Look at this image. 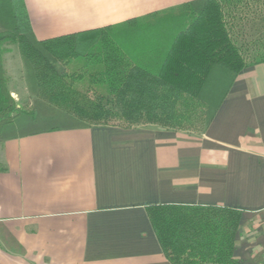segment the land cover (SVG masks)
<instances>
[{"label":"crops","instance_id":"obj_1","mask_svg":"<svg viewBox=\"0 0 264 264\" xmlns=\"http://www.w3.org/2000/svg\"><path fill=\"white\" fill-rule=\"evenodd\" d=\"M193 1L21 4L39 41L103 29L131 35L129 53L142 64L163 54L172 34L138 30ZM209 78V99L225 93L211 99L214 116L200 133L147 123L0 136V264H171L147 210L157 205L240 211L234 257L264 264V63L235 78L215 68Z\"/></svg>","mask_w":264,"mask_h":264},{"label":"trees","instance_id":"obj_2","mask_svg":"<svg viewBox=\"0 0 264 264\" xmlns=\"http://www.w3.org/2000/svg\"><path fill=\"white\" fill-rule=\"evenodd\" d=\"M250 1L254 0H196L170 10L163 16L174 28L172 39L163 54L151 53L152 58L140 64L121 48L120 38L108 36L104 29L39 41L21 0H0V17L5 16L11 26L0 32V136L105 126L112 117L130 120L144 113L149 123L188 130L198 111L207 109L206 102L214 99H209L204 88L215 68L235 78L241 70L264 63V44L247 63L231 36L234 12ZM173 13L177 15L169 17ZM96 36L100 38L89 52L78 54L79 42ZM8 43L18 46L34 83L31 91L37 102L33 109L19 107L7 89L3 57L10 51ZM71 64H75L72 71ZM84 76L92 79L81 89L76 84ZM224 93L215 97L220 99ZM213 116L214 108L206 126ZM20 118L25 119L23 129L8 133ZM147 210L171 264H241L234 257L240 211L189 205H157ZM182 224L193 225L190 230L201 239L187 235Z\"/></svg>","mask_w":264,"mask_h":264},{"label":"rangeland","instance_id":"obj_3","mask_svg":"<svg viewBox=\"0 0 264 264\" xmlns=\"http://www.w3.org/2000/svg\"><path fill=\"white\" fill-rule=\"evenodd\" d=\"M177 15L176 13L169 14V17ZM169 21V20H168ZM167 19L163 18V20L160 18L158 20H149L147 23H145V26H149V28H144L138 31H141V36H147L150 32L153 31H167L168 33H172L174 28H172L171 23H169ZM231 36L234 42L237 43L238 48L246 60L247 63H250L253 59V55L255 51L264 44V0H254L250 1L247 6H244L240 8L239 10L235 11L233 14V22H231ZM167 26V27H166ZM11 26L8 24L7 19L5 16L0 17V32H4L8 30ZM166 27V28H164ZM100 36L93 37L91 39H83L81 42H79V45L77 47V52L81 56L87 54L89 50L98 42ZM131 38L132 36L129 35L128 38L124 41L121 40L122 45L121 48L126 52L129 53V45L131 44ZM126 46H125V45ZM6 48H9L11 51L10 57L8 58V69H9V75L8 71H6V68L4 66L3 61V69L6 71L7 78L8 79V87L10 90L18 91V93L21 94L19 96L20 100L16 101L17 104L21 105L20 107H24L27 110L33 109L36 106V98L35 96L28 97V89L32 90L34 89V83L30 76H28L26 72V68L24 69V60L22 56L20 55L19 48L16 44L8 43L5 45ZM130 54V53H129ZM130 56H132L130 54ZM55 64L58 66V64L55 62ZM90 68V67H89ZM97 68V66H96ZM75 69V64H71L69 70L72 71ZM90 77L84 76L82 79V82H77V86H79L81 89H85L84 87L86 84H89L88 81H90ZM7 83V84H8ZM212 86H215L213 79L208 82V85L204 88L205 90L210 91L213 88ZM27 88V94L22 93L23 89ZM160 89V88H159ZM214 94L217 92L215 89L212 91ZM204 93V92H203ZM203 93L201 94L200 98L202 99L204 97ZM212 94L211 98H215V95ZM23 95V96H22ZM203 95V96H202ZM13 96V95H12ZM17 98V97H16ZM207 99V98H206ZM153 100L158 101V99L153 98ZM208 100V99H207ZM152 103V101H150ZM208 103L209 107L207 109H204L202 111H198L197 116L194 118L191 127L187 130L182 131H189L193 133H200L206 126L209 116L213 111V104ZM36 112V110H33ZM148 117H146L145 113L142 116H137L135 118L126 119L122 116L118 117H112L105 123L108 125H119L126 127L128 125H134V126H140L145 125L149 123L147 120ZM24 118H20L16 121V123L10 128L7 129L8 133H15L19 132L23 128L21 125L24 123ZM151 124V123H150ZM157 126H160L157 124ZM180 226L186 227L188 230L186 231V234L189 236H192L194 238L201 239V235L193 232L190 230V228H193V225L191 224H182Z\"/></svg>","mask_w":264,"mask_h":264}]
</instances>
